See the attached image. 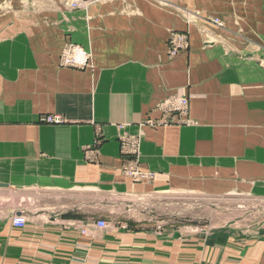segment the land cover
<instances>
[{
	"label": "crops",
	"instance_id": "obj_1",
	"mask_svg": "<svg viewBox=\"0 0 264 264\" xmlns=\"http://www.w3.org/2000/svg\"><path fill=\"white\" fill-rule=\"evenodd\" d=\"M1 2L0 264H264V224L223 233L181 221L165 235L145 201L163 193L161 160L264 167V0H102L78 11ZM172 30L188 31L189 48L171 58ZM67 43L90 52L92 68H61ZM173 96L190 99L195 124L148 127ZM128 133L142 136L154 180L125 175Z\"/></svg>",
	"mask_w": 264,
	"mask_h": 264
},
{
	"label": "rangeland",
	"instance_id": "obj_2",
	"mask_svg": "<svg viewBox=\"0 0 264 264\" xmlns=\"http://www.w3.org/2000/svg\"><path fill=\"white\" fill-rule=\"evenodd\" d=\"M1 1L3 0H0V7L3 4ZM58 1L68 7L65 0ZM165 1L171 3L176 0ZM68 8L72 10L70 7ZM72 44L67 43L64 49ZM64 49L61 51L59 66ZM46 118L45 122H47ZM163 118L164 120H162ZM177 119H189V123H182L181 121L179 123L175 121ZM148 120L146 125L156 132L163 128H169L165 126L195 124L190 118V111L187 117L173 114L170 118L165 119L163 114L162 118L153 119L157 123L155 125L148 123ZM178 128L189 129L180 126ZM97 144L98 142L95 141L93 146L87 150L96 151L95 146ZM120 144L123 163L137 162L139 170L144 174L148 173L145 177L140 178L141 181H134L133 176L125 175L131 177L134 182L152 181L158 176L156 172L143 167L146 160L144 159V143L141 135L128 133L121 137ZM93 154L85 153V159L96 162L95 154ZM228 157L229 160H218L220 157L189 159L187 156L179 155L172 157L173 159L176 158L175 160H161V174L164 179V182L162 181L163 193L158 197L150 196L145 201L147 200L146 202L150 205H155L161 212L157 213L156 216L160 218L164 216L165 235L176 234L178 228L184 226L181 221L191 224L196 222L197 230L200 232L206 229L207 232L219 230L223 233L227 231L232 233L239 229L251 231L264 224V167H255L253 158L222 156V158ZM135 202L136 205L146 206L138 199ZM132 215L134 218L141 217L138 213Z\"/></svg>",
	"mask_w": 264,
	"mask_h": 264
},
{
	"label": "built area",
	"instance_id": "obj_3",
	"mask_svg": "<svg viewBox=\"0 0 264 264\" xmlns=\"http://www.w3.org/2000/svg\"><path fill=\"white\" fill-rule=\"evenodd\" d=\"M102 0H65L66 5L70 7L72 10H78L81 8H89L94 3L99 2ZM213 23L217 26H224L223 22L219 19H213ZM169 40H168V55L172 57H177L180 54H182L185 51H188L189 48V34L187 32H179L176 30H172V32L169 34ZM63 56L60 61V66L62 67H71L76 69H87L92 68V55L90 52H88L86 49L81 47L80 45H69L64 49ZM189 107H190V100L186 97H180V96H173L165 101H162L158 103L156 110L162 112L165 116V119L167 117L170 118V116H173V114H176V116L181 117H187L189 115ZM164 120V118L162 119ZM46 121L51 122H57L58 119L54 117H48L46 118ZM179 123H189V119L183 120V119H177L175 120ZM181 121V122H180ZM148 123L151 125H155L153 119L148 120ZM124 172L125 174H128L133 176L134 181H141L140 178L145 177L148 173H143L139 170L137 162H129L125 163L124 165ZM27 223V218L25 214L15 216L13 219L12 224L17 228H23ZM96 226L98 228H107L109 226V222L105 219H100L96 221ZM82 234H86L87 230L82 229Z\"/></svg>",
	"mask_w": 264,
	"mask_h": 264
},
{
	"label": "bare ground",
	"instance_id": "obj_4",
	"mask_svg": "<svg viewBox=\"0 0 264 264\" xmlns=\"http://www.w3.org/2000/svg\"><path fill=\"white\" fill-rule=\"evenodd\" d=\"M67 68V67H66Z\"/></svg>",
	"mask_w": 264,
	"mask_h": 264
}]
</instances>
